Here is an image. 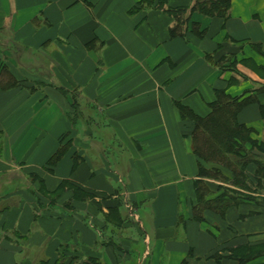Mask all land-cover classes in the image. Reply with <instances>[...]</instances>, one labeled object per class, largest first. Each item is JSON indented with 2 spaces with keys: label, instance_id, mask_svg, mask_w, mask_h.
I'll use <instances>...</instances> for the list:
<instances>
[{
  "label": "crops",
  "instance_id": "1",
  "mask_svg": "<svg viewBox=\"0 0 264 264\" xmlns=\"http://www.w3.org/2000/svg\"><path fill=\"white\" fill-rule=\"evenodd\" d=\"M193 5L0 0V264H264V178L200 176L233 180L179 110L246 98L237 122L264 146V0L225 20Z\"/></svg>",
  "mask_w": 264,
  "mask_h": 264
},
{
  "label": "trees",
  "instance_id": "2",
  "mask_svg": "<svg viewBox=\"0 0 264 264\" xmlns=\"http://www.w3.org/2000/svg\"><path fill=\"white\" fill-rule=\"evenodd\" d=\"M231 0H194L193 10H197L206 17H221L224 20L228 16ZM175 17V25L170 29V36L176 37L183 34L185 10L172 11ZM6 66H2L0 74L6 72ZM8 72V71H7ZM13 84H17L14 82ZM63 90V89H62ZM65 95L66 92L62 91ZM248 103L246 98H234L224 91L216 93V100L209 105L210 113L206 118H199L189 110L180 108L182 118L189 119L194 124L192 134L193 153L202 162L214 164L230 171L233 180L230 182L216 169L202 170L200 176L211 177L221 181H227L234 186L244 187L246 182L245 170L248 164L255 163L257 166V184L264 178V162L253 156L251 151L256 149L264 153V146H258L250 139L251 130L239 125L237 115ZM249 147V151H247ZM72 148V140H61L56 154L49 161L54 164L67 154ZM31 182L37 180L30 176ZM204 186L203 184L201 185ZM204 188V187H203ZM13 189H5L9 194ZM205 191V189H203ZM74 200H81L80 194L75 190ZM205 195L202 194V197Z\"/></svg>",
  "mask_w": 264,
  "mask_h": 264
},
{
  "label": "rangeland",
  "instance_id": "3",
  "mask_svg": "<svg viewBox=\"0 0 264 264\" xmlns=\"http://www.w3.org/2000/svg\"><path fill=\"white\" fill-rule=\"evenodd\" d=\"M92 131H93V129H92ZM86 132L88 133V134H90L91 132L89 131V130H86ZM94 142V141H93ZM97 145H95V146H98V147H100V145H98V143H96ZM96 149H99V148H97V147H95V150Z\"/></svg>",
  "mask_w": 264,
  "mask_h": 264
}]
</instances>
